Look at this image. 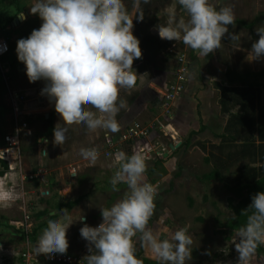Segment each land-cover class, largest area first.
Returning <instances> with one entry per match:
<instances>
[{
  "label": "rangeland",
  "instance_id": "374dc122",
  "mask_svg": "<svg viewBox=\"0 0 264 264\" xmlns=\"http://www.w3.org/2000/svg\"><path fill=\"white\" fill-rule=\"evenodd\" d=\"M35 2L36 0L0 2V20L7 22L5 27L0 29V39L7 42L8 46L7 52L0 56V137L13 131L16 121L26 123V131L20 132L16 173L9 175L5 169V174L0 176L2 186L18 194V198L14 199L10 206L0 205V264H26L20 257L21 252L28 250L35 254L33 246L47 226V221L58 218L64 210L56 211L55 204L73 200L78 196L81 198L77 203L67 209L74 222L67 229L69 247L66 254L79 258L83 261L81 264H86L83 258L90 253L88 242L80 235V228L85 223L92 227L99 225L102 222L100 207H110L127 191L125 184L117 186L119 191L112 190L110 178L116 168L108 166L107 160L110 158L103 155V143L107 138L117 140L128 124L134 121L149 122L162 111L160 105L156 109L154 106L156 100H160L165 81L174 65L170 49L182 52L189 66L192 63L191 72L187 74L191 85L187 89L189 99L180 98L177 101L181 103L174 104V108L179 107L185 113V124L179 128V143L184 142L185 138L187 143L183 146L177 143L176 150H170L168 153L166 151L167 156L164 157L155 154V144L166 141V138L160 137L157 132L138 142L146 150L142 154L147 158V168L155 167L148 175L145 174L146 182H158L155 187L154 214L148 227L159 233L161 238H166L178 226H187L193 244L192 259L186 264H237L238 253L232 243L236 231L228 233L227 230H218L219 225L232 215L227 205V198L231 194L223 186L222 179L203 181L197 178L210 170L206 167L202 154L211 135L219 132L217 128L216 132L214 128L206 130V119L202 117V111L208 114L210 109H215V112L223 117L217 102L218 91L214 88L212 92L209 91V85L224 83L225 69L264 74V58L251 59L249 55L252 43L259 39L255 29L264 25V0H222L224 4L233 6L235 27L229 25L228 29L229 33H236L239 39L230 40L229 35L225 34L220 48L207 57L199 56L181 41L162 39L163 46L158 50L148 45L146 38L151 28L156 29V25L166 23V9L176 3V0H153L148 5L142 21L133 18L132 31L140 41L142 58L133 61L132 67L137 73L135 89L131 95L125 90L120 92V98L126 100L128 105L127 109H121L116 117L120 130L116 133L103 129L89 132L83 124H73L68 127L67 139L63 145L53 144V129L61 118L55 111L54 102H50L46 95H41L46 82H29L25 65L18 60L16 53L17 41L27 38L33 29H38L42 24L38 14L30 12V7ZM210 3L216 4V0H210ZM125 4L130 14L136 12L132 0H125ZM176 10L178 17L187 18V13L180 11L177 6ZM19 13H22L23 17L14 21ZM158 38L161 39L159 36ZM214 60L218 62L215 63ZM260 84L264 92V76L260 79ZM18 90H22L24 101L20 105V117L15 118L10 97ZM182 103L183 105L179 106ZM200 106L202 110H199ZM48 113L52 117L49 128L43 120L44 115ZM214 119L213 123L220 126V118ZM223 119L225 121V117ZM61 124L64 122L61 121ZM198 128V133L193 134ZM211 130L214 133L210 135ZM81 147H95L98 150L99 158L95 166H89L88 161L80 156ZM121 151L129 155L133 153L127 146H122ZM239 164L240 162L237 163ZM37 169L42 170V180L27 179V176L34 174ZM233 170L232 166L225 170L223 175L231 177ZM57 187H68L69 191L65 189L60 194ZM45 190L47 192L44 194L38 193ZM81 214L85 217L83 221L77 220ZM133 241L138 259L146 257L157 261L152 253L142 246L138 236L134 237ZM36 256V262L27 264H50L45 261L44 254ZM253 263L260 262L252 256L249 264Z\"/></svg>",
  "mask_w": 264,
  "mask_h": 264
},
{
  "label": "clouds",
  "instance_id": "9594fccd",
  "mask_svg": "<svg viewBox=\"0 0 264 264\" xmlns=\"http://www.w3.org/2000/svg\"><path fill=\"white\" fill-rule=\"evenodd\" d=\"M150 0H143L149 3ZM136 12L130 14L125 0H36L30 7L42 24L16 44L18 60L23 62L29 82L44 80L41 95L54 102L60 116L53 129V144L63 145L68 127L83 124L89 132L103 129L116 133V119L127 101L121 90L131 95L137 84L134 59L142 58L139 39L133 34V18L142 21L141 0H132ZM187 13L177 16L176 4ZM166 23L156 25L161 39L181 41L183 45L207 57L219 49L222 37L238 40L235 13L231 4L216 0H176L166 9ZM138 14V15H137ZM21 17L23 14L20 13ZM259 39L251 45V59L264 58V25L256 27ZM61 121L64 124H61ZM47 155V152L44 151ZM80 156L95 166L99 158L95 147L79 149ZM147 158L139 151L131 155L117 151L110 167L113 191L125 184L127 191L110 207H100L102 222L92 227L84 224L80 235L88 242L86 264H143L135 255L134 237L138 236L159 264H186L192 259L193 239L187 226H178L166 238L148 227L154 214L156 189L146 182ZM18 198L13 190L0 185V205L10 206ZM243 212L246 224L236 230L232 243L238 253L237 264H249L259 245L264 244V192L252 196ZM85 217L81 214L79 219ZM74 221L64 209L47 226L33 246L35 255L67 253V229Z\"/></svg>",
  "mask_w": 264,
  "mask_h": 264
},
{
  "label": "trees",
  "instance_id": "16d2710c",
  "mask_svg": "<svg viewBox=\"0 0 264 264\" xmlns=\"http://www.w3.org/2000/svg\"><path fill=\"white\" fill-rule=\"evenodd\" d=\"M151 2L153 0H150L149 3H143L141 0L143 16ZM176 6L180 11L185 12L178 3ZM6 23V21L1 22L0 20V29L4 28ZM146 40L148 45L151 48L154 47L155 50L163 46L162 39L151 32L148 33ZM263 76L262 72H236L226 69L224 83L213 84L218 90L219 111L225 117L223 131L228 138L222 141L228 150L224 153L225 158L222 160L219 154L217 156L209 152L213 154L214 166L197 178L203 181L222 179L223 186L231 194L227 198V205L231 209L232 215L219 225V231L227 230L228 233H232L244 226L247 213L243 211L251 204L254 194L264 192V95H262L264 92L260 84V79ZM43 120L47 122L49 128L52 120L51 114L48 113L46 118L43 117ZM198 131L199 128L192 133H198ZM186 143L187 138L180 146ZM211 147L220 150L221 146L212 145ZM239 162L240 164L237 165ZM232 166L234 170L231 171V177L227 178L223 172ZM5 168V163L0 160V176L5 174L3 172ZM154 169V166L147 168L146 175ZM79 198L81 196L64 203H56V211L69 209L77 203ZM253 256L260 262L253 264H264V244L258 246ZM140 260L143 264H158L157 261L146 257H141Z\"/></svg>",
  "mask_w": 264,
  "mask_h": 264
},
{
  "label": "built area",
  "instance_id": "2783aa9c",
  "mask_svg": "<svg viewBox=\"0 0 264 264\" xmlns=\"http://www.w3.org/2000/svg\"><path fill=\"white\" fill-rule=\"evenodd\" d=\"M156 34L159 36L157 30ZM7 48V42L0 39V56L7 52ZM169 51L173 53L174 65L161 93L159 105L162 111L160 115L154 117V119L149 122L139 123L134 121L128 124L120 132L117 140L107 138L103 143L105 148L103 155L105 158L109 157L111 160H114V154L117 151H121L122 146H127L132 151L144 153L146 150L138 142L148 139L153 132H157L160 137L166 138L165 143L155 142V154L158 156H161L163 153L165 154L166 151L168 152V146L176 142V133L170 124L171 103L184 92L190 66L182 52H175L172 49ZM21 91L22 90L13 92L10 97L11 108L15 118L20 117L19 115L22 112L20 105L24 101V94ZM24 131H26V123L20 120L18 122L16 121V128L13 131L6 132L0 137V160L5 163L6 172L15 171L20 132ZM41 171V169H37L34 174H29L27 179L31 180L33 178H38L42 180L43 173ZM152 185L155 188L157 187L158 182H155ZM96 226L98 225H95V227ZM20 257L26 264L36 262L37 260V256L30 253L28 250L21 252ZM44 259L50 264H81L82 261L69 254H55L51 258L48 255H44Z\"/></svg>",
  "mask_w": 264,
  "mask_h": 264
},
{
  "label": "crops",
  "instance_id": "0c3cea01",
  "mask_svg": "<svg viewBox=\"0 0 264 264\" xmlns=\"http://www.w3.org/2000/svg\"><path fill=\"white\" fill-rule=\"evenodd\" d=\"M18 2H20V0H17ZM21 5V4H20ZM214 62L215 63H217L218 61H216V60H214ZM221 64V63H220ZM192 65V63L190 64V70H189V73L191 72V66ZM230 69V68H229ZM226 70V69H225ZM224 70V71H225ZM223 75H224V72H223ZM168 79V78H167ZM167 79H166V81H167ZM166 81H165V83H166ZM189 86H191L190 85V82H189V80L187 79V82H186V87H185V90H184V92L182 93V94H180L175 100H173L172 101V103H171V110H172V113H171V117H170V124H171V126H172V128L174 129V131H175V133H176V136H175V138H176V142L172 145V147H169L168 146V148H169V151L171 150H174L176 147V145H177V143H179V136H181L180 135V127H182L184 124H185V122L183 121V118L185 117V113L183 112V109H181V108H179V107H177V108H174V104L175 103H177L178 101V99H180V98H182L181 100H185V99H189L188 98V96H187V89H188V87ZM213 88L215 89V90H217L216 88H215V86L213 85V83L211 84V85H209V91H211L212 92V90H213ZM218 91V90H217ZM183 95V96H182ZM217 98H218V96H217ZM159 99H157L156 100V104H155V106H154V108L156 109L157 107H159L158 105H159ZM217 101H218V99H217ZM179 103H181V102H178L177 103V105L179 104ZM181 105H183V103L182 104H180L179 106H181ZM202 106H200V109L199 110H202V108H201ZM153 108V110H155ZM156 111H158V110H156ZM207 111V110H206ZM160 113L161 112H159V114L158 115H155V117H157V116H159L160 115ZM202 117H205V119H206V130H209V129H213L214 128V131H215V128H217V129H219V132H216V134L215 135H211V134H213L214 132H213V130H211L212 132L210 133V135H211V138L209 139V142L204 146L205 147V150H204V153L202 154V151L200 150V152H201V154L203 155V158H204V160H205V165H206V167L207 168H209L210 170L213 168V166H214V162L212 161V155L213 154H215V155H217L218 156V154H219V157H220V159L222 160V159H224L225 158V156H224V153L228 150V148H226V145L223 143V141L224 140H226L227 138H228V136L226 135L225 136V134H224V131H223V127H224V124H225V121H224V119H223V117L221 116H219L218 115V113L217 112H215V109L214 110H212V109H210V112L208 113V114H204L203 113V111H202ZM215 117H219L220 118V126H217V125H215L214 123H213V121L215 120L214 118ZM146 121V120H145ZM148 122V121H147ZM193 123V122H192ZM193 125V124H192ZM186 139V138H185ZM223 140V141H222ZM226 143V142H225ZM180 144V143H179ZM178 144V145H179ZM212 145H219V146H221L220 147V150H215V149H213V147H211ZM197 148H198V146H196ZM168 151V152H169ZM167 152V153H168ZM209 152H211V153H213V154H210ZM164 154V153H163ZM162 154V155H163ZM165 156H167V154L165 153L164 154V157ZM107 160V159H106ZM107 162H108V166L110 167V165L112 164V162H113V160H111V159H109V161L107 160ZM82 167H85V166H82ZM13 173H16V171H10V172H7V174H13ZM1 179V178H0ZM2 180V179H1ZM0 180V185H2V181ZM213 180H215V179H212V180H210V181H213ZM65 189H67L68 191H69V189H68V187H61V188H58V193H60V194H62L63 193V191H65ZM47 191L45 190V191H40V192H38V193H40V194H44V193H46ZM36 195H37V193H36ZM58 203H61V202H58ZM96 225V224H95Z\"/></svg>",
  "mask_w": 264,
  "mask_h": 264
},
{
  "label": "water",
  "instance_id": "95a60500",
  "mask_svg": "<svg viewBox=\"0 0 264 264\" xmlns=\"http://www.w3.org/2000/svg\"><path fill=\"white\" fill-rule=\"evenodd\" d=\"M19 18H21L20 13L16 16V18H15L14 21H17ZM151 33L156 34V29L151 28ZM46 117H47V115L45 114V115H44V118H46ZM169 147H172V145H169Z\"/></svg>",
  "mask_w": 264,
  "mask_h": 264
}]
</instances>
